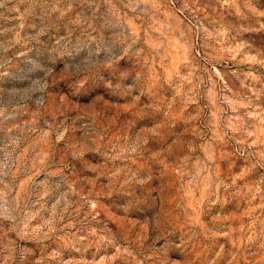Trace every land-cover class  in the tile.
Segmentation results:
<instances>
[{"label": "rangeland", "instance_id": "374dc122", "mask_svg": "<svg viewBox=\"0 0 264 264\" xmlns=\"http://www.w3.org/2000/svg\"><path fill=\"white\" fill-rule=\"evenodd\" d=\"M0 264H264V0H0Z\"/></svg>", "mask_w": 264, "mask_h": 264}]
</instances>
